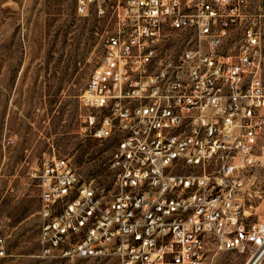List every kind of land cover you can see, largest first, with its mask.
I'll return each mask as SVG.
<instances>
[{
    "label": "built area",
    "instance_id": "2783aa9c",
    "mask_svg": "<svg viewBox=\"0 0 264 264\" xmlns=\"http://www.w3.org/2000/svg\"><path fill=\"white\" fill-rule=\"evenodd\" d=\"M94 3H108L99 14L113 25L80 96L81 130L119 131L116 189L50 154L35 173L38 255L202 264L214 241L262 264L264 219L246 209L264 134V0H78V10ZM177 38L184 48L167 49ZM219 183L236 186L229 217L217 212Z\"/></svg>",
    "mask_w": 264,
    "mask_h": 264
},
{
    "label": "rangeland",
    "instance_id": "374dc122",
    "mask_svg": "<svg viewBox=\"0 0 264 264\" xmlns=\"http://www.w3.org/2000/svg\"><path fill=\"white\" fill-rule=\"evenodd\" d=\"M263 0H256L260 4ZM89 13L78 0H0V264H117L115 258L40 257L39 187L36 172L55 153L70 159L84 179L116 189L111 166L119 131L98 138L81 130L80 103L100 64L113 19ZM184 38L166 48L180 51ZM248 182L246 213L264 219V134ZM236 250L207 244L203 264H245ZM264 264V260L262 262Z\"/></svg>",
    "mask_w": 264,
    "mask_h": 264
},
{
    "label": "bare ground",
    "instance_id": "6f19581e",
    "mask_svg": "<svg viewBox=\"0 0 264 264\" xmlns=\"http://www.w3.org/2000/svg\"><path fill=\"white\" fill-rule=\"evenodd\" d=\"M216 192H220V198H222V203L217 204V212L220 213L221 217H229V207L227 205H229V199L236 196V186L228 183H219L216 184Z\"/></svg>",
    "mask_w": 264,
    "mask_h": 264
}]
</instances>
